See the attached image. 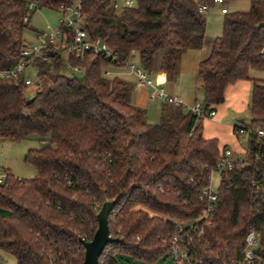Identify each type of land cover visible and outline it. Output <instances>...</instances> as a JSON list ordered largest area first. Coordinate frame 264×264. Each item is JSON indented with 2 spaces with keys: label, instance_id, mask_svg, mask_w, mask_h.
<instances>
[{
  "label": "trees",
  "instance_id": "obj_1",
  "mask_svg": "<svg viewBox=\"0 0 264 264\" xmlns=\"http://www.w3.org/2000/svg\"><path fill=\"white\" fill-rule=\"evenodd\" d=\"M135 1L116 9L111 0H0V70L21 60L31 3L59 11L80 2L89 37L106 42L116 58L90 53L65 59L64 47H51L34 63V92L24 78L0 79V139L44 143L27 155L34 178L6 172L0 183V251L16 264H82L80 239H93L96 204L107 200L117 202L109 217L113 241L98 264H126V257L156 264L165 257L163 241L204 213L199 183L222 156L219 142L206 139L203 120L183 107L164 105L160 122L149 123L146 111L130 103L133 84L103 72L122 71L137 57L148 75L161 71L174 80L182 55L204 45L200 7L215 3ZM66 60L83 75L62 74ZM250 70L264 71V0L224 14L222 35L198 68L204 111L222 105L226 89L250 80ZM249 110L250 126H264V80H252ZM256 166L250 159L221 178L205 239L195 243L208 264H236L251 226L263 232L257 253L264 260V209L252 203Z\"/></svg>",
  "mask_w": 264,
  "mask_h": 264
},
{
  "label": "built area",
  "instance_id": "obj_2",
  "mask_svg": "<svg viewBox=\"0 0 264 264\" xmlns=\"http://www.w3.org/2000/svg\"><path fill=\"white\" fill-rule=\"evenodd\" d=\"M111 1L116 9L132 7L136 4L135 0ZM214 3L216 5H223L225 1L214 0ZM36 7L35 3L29 5V9L32 11ZM208 9L209 6L203 5L200 7V13L204 14ZM59 11L63 14L60 21V28L51 34H40L37 38V43L24 44L20 52V62L13 68L0 70V79L24 78L27 86H37V80L34 82L29 76V72L34 68L35 61L41 59L51 47H64L67 57H74L76 59H84L87 54L92 53L94 55L104 56L107 61L116 60L106 42L101 39H91L89 37L85 28V16L80 2L71 5H61ZM222 13H227V9H222ZM67 30L69 33H66ZM68 36L70 40L62 44V41L66 40ZM65 66L69 69L73 68L67 60ZM123 69L126 73L135 75L140 82L148 86L153 85L147 72L134 61H129ZM73 70L78 73L80 72L79 68H73ZM114 73L112 69H106L103 72L106 77H111ZM153 97H157L163 105H174L188 109L199 120L212 119L216 116L215 111H204L202 103L197 102L193 106L188 107L180 98L169 96L163 89H155ZM234 131L239 136L247 135L249 137L248 147L245 153L238 156L231 149L223 150L221 158L208 175L207 181L199 183L200 200L205 205L203 215L194 222L180 224L177 231L163 241L162 253L164 256L171 258L174 264H208L204 258L200 257L195 243H203L205 239V226L209 225L208 220L219 200L220 184L218 187H214V173H218L222 178L223 174L231 172L235 168H244L248 160H254L257 166L255 168V175L251 180L253 192L252 203H254L253 206L255 209L260 210L262 207L264 209V126H237L234 128ZM4 178L5 175H0V183L3 182ZM102 206L103 204H96L95 210L99 213ZM262 236L263 232L261 229L257 228V226L250 227L245 236L244 246L236 264H264V260L257 253L261 246ZM81 239L90 241L86 237Z\"/></svg>",
  "mask_w": 264,
  "mask_h": 264
},
{
  "label": "rangeland",
  "instance_id": "obj_3",
  "mask_svg": "<svg viewBox=\"0 0 264 264\" xmlns=\"http://www.w3.org/2000/svg\"><path fill=\"white\" fill-rule=\"evenodd\" d=\"M222 8H226L229 12H235V11H243L246 12L250 9V0H235L234 2L225 3V5H214V7L210 8L208 12H206L205 17L208 18L210 14H216L217 12L220 14H217V20H214V24H210L209 22V30L207 31L206 39H208V42L210 43L212 40L214 41L215 38L220 36L221 31H218V26H222V14L221 10ZM216 16V15H215ZM63 17V14L58 10H52V9H39L35 8L30 15V28L26 31L25 37L28 44L37 43V38L41 34H51L55 32L57 29L60 28V21ZM216 23H218L216 25ZM212 41V42H213ZM63 57L66 59L67 54L64 52ZM158 62H160V56H157L155 59ZM155 66V65H154ZM197 66L191 65V68L186 71L187 77L184 78L186 81L191 80V84H194L195 81L198 80V71ZM60 72L64 75L68 76H77L81 77L83 74L76 73L74 70H71L67 68L66 66H62L60 69ZM113 72H116V70H113ZM180 73V72H179ZM185 73V72H184ZM253 74L258 75L257 78L264 79V71L254 70L252 72ZM29 76L31 79L36 82L37 80V69L34 67L29 72ZM115 76V75H113ZM111 76V77H113ZM255 78V76H253ZM125 79L133 84L134 90L130 96V103L135 104V100L133 101V97H137V107L143 109L146 111V119L151 124H158L161 120V108L163 103L157 98L153 97V93L155 89H164L166 93H168V86L172 87V84H169L166 86V88H163V82L159 81V83H152V86H144L138 85L139 82H137L138 79L135 77H125ZM152 82L153 78L151 79ZM199 81V80H198ZM34 86H31L30 91L34 92ZM195 95L193 96L194 100ZM198 102H203V96H201L200 93L197 94ZM193 102V101H192ZM251 103V99L249 103H245L242 107V114L240 117L238 115H235L233 110H235L233 107L230 110V112L227 114V116L224 119H219L218 117L215 118H209L203 120V135L206 139H213L217 138L220 141V145L226 146L227 148L231 149L234 154H243L247 147H248V141L249 137L246 136H239L234 131V127L237 126H250L251 123V116H250V110L249 105ZM195 104V102L191 104H187L186 106L191 107ZM218 107V106H217ZM216 107V109H217ZM186 112H189L188 109H185ZM244 120V123L242 121ZM229 137H232L234 139V142H228L227 139ZM224 140V142L222 141ZM231 143V144H229ZM43 141H41L37 137H31L29 139H25L22 141L14 142L11 140L6 139H0V175H5L6 172H10L12 175L19 179H32L36 176V168L27 161L26 157L30 150L34 149H40L43 147ZM238 147V149H236ZM243 148V153L236 152L235 150H239ZM221 177L218 173L213 174V185L214 187H218L220 184ZM126 264H145L140 261L132 260L130 257L125 258ZM0 263L1 264H16V259L5 253L0 251ZM156 264H174L173 260L169 257H163L161 258Z\"/></svg>",
  "mask_w": 264,
  "mask_h": 264
},
{
  "label": "crops",
  "instance_id": "obj_4",
  "mask_svg": "<svg viewBox=\"0 0 264 264\" xmlns=\"http://www.w3.org/2000/svg\"><path fill=\"white\" fill-rule=\"evenodd\" d=\"M225 3L223 5H225ZM210 8H212V7H210ZM210 8L208 9V11L210 10ZM222 9H224V8H222ZM217 14H220V13L217 12L216 14H210V16L208 18H206V22H207L206 35H207V31L209 30V22L211 25L214 24L213 21L217 20ZM221 14H222V19H224V14L222 13V10H221ZM204 15H206V13H204ZM217 24L218 23H216V25ZM221 24H222L221 27L220 26L217 27L218 31H221L220 36L222 35V32H223V22ZM206 35H205V38H206ZM220 36H218V37H220ZM212 41L209 43L208 39H206L201 50H189L182 55V57L180 59V68H179L180 73L178 74V76L174 80H171L165 73H163L161 71H157V72L154 71V73H151V74L149 73L150 80L153 78V81H154V82H152V80H151V82L156 84V83H159V81H162L163 86H161V87H163V88H166V86H168L169 84H172L171 85L172 87H170V85L168 86L169 89H168L167 94L169 96H174V97L180 98L184 102L185 105H187V104L192 105L194 102L197 103L198 102L197 94L200 93L201 96H203L202 92L200 91V83L197 80V81H195L194 84H191V80L188 79V81H186V79L184 78V74H185V77H187L188 74H186V71L191 68V65H194V68H195V66H197V69H198L199 64L203 60H205L206 58L209 57L211 50H212L213 42H214V41L213 42ZM132 61H134L136 64H139L137 57H135ZM252 72H254V70H250V72H249L250 80L240 81L236 84L229 86L226 89L225 102L222 105L218 106L217 109H215V112H216L215 117H218V115H219V117H220L219 119H224L227 116V114L230 112L232 107L235 109V110H233L235 115H238L239 117L241 115H243L242 114V107L246 106L244 104L245 103L248 104L250 99H251L252 80H264L261 78L260 79L257 78L258 75L253 74ZM114 75L119 76V77L123 78L124 80H126L125 77H135L136 79H138L135 75H130V74L126 73L124 70L116 71L114 73ZM253 76H255V78H253ZM137 82H139V80H137ZM140 84L144 85V86H148L147 84L142 83V82H139L138 85L140 86ZM194 95H195V98H194V100H192ZM137 97L138 96L133 97V95H132L133 101L135 100V104H134L135 106H138L137 105ZM163 106L164 105H162V108H163ZM162 108H161V112H162ZM242 123H244V120L242 121ZM213 139H216L219 142V145L221 144L219 139H217V138H213ZM227 140H228V142H231V143L234 142V139L232 137H229V139H227ZM222 141L224 142V140H222ZM231 143H229V144H231ZM220 147L222 149V152L224 149H229L223 145H220ZM236 149H238V147ZM235 151L241 152V153L244 152L243 148H242V150L240 148L239 150H235ZM240 155H242V154H238V156H240Z\"/></svg>",
  "mask_w": 264,
  "mask_h": 264
},
{
  "label": "water",
  "instance_id": "obj_5",
  "mask_svg": "<svg viewBox=\"0 0 264 264\" xmlns=\"http://www.w3.org/2000/svg\"><path fill=\"white\" fill-rule=\"evenodd\" d=\"M57 53H53L52 57H55ZM27 159V157H26ZM116 201H107L103 204L101 210L97 214L98 228L94 234V237L90 241L81 239L85 249V259L82 264H98V261L103 254L105 248L112 243L109 217L116 206Z\"/></svg>",
  "mask_w": 264,
  "mask_h": 264
}]
</instances>
